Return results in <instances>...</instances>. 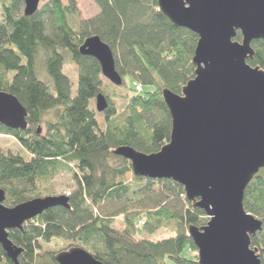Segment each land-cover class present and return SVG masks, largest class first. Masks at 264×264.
<instances>
[{
	"label": "trees",
	"instance_id": "obj_1",
	"mask_svg": "<svg viewBox=\"0 0 264 264\" xmlns=\"http://www.w3.org/2000/svg\"><path fill=\"white\" fill-rule=\"evenodd\" d=\"M95 2L100 13L77 26L73 0L68 5L63 0H48L31 16L24 14L23 0H0V90L15 95L28 111L25 130L0 125V134L14 136L23 147V153L0 147L5 205L51 195L52 181L61 173L75 181L69 208H50L26 222L23 229L10 230L12 240L24 248L20 263L59 264L60 252L82 247L104 264H199L189 226L204 225L206 213L181 197L184 188L177 182L136 175L137 181H146L144 185L127 181L126 174L133 172L131 163L114 153L120 146L154 153L169 141L172 119L163 90L180 94L195 77L192 60L198 35L174 24L159 10L158 0ZM93 35L111 47L123 85L130 75L143 87L138 91L135 83L136 95L126 98L128 108L121 116L113 98L123 97L102 92L105 80L113 83L102 74L96 58L80 53L85 39ZM241 39L239 32L235 40ZM252 45L255 54L248 63L264 67V40ZM64 52L79 68L74 97L63 71ZM40 60L47 82L38 75ZM145 86L153 90L146 91ZM99 93L109 102L99 112L105 117L103 122L90 106ZM49 112L54 119L46 120ZM43 123L46 135L36 127ZM156 185L164 193L157 194V199ZM245 207L263 220V229L252 238V248L264 253V169L247 187ZM120 217L126 224L124 230L117 227ZM142 219L145 223L140 225ZM161 222L176 223L175 235L161 240L137 238L143 227L152 233ZM55 238L69 243L58 252L45 249L43 243ZM0 264H14L1 244Z\"/></svg>",
	"mask_w": 264,
	"mask_h": 264
},
{
	"label": "water",
	"instance_id": "obj_2",
	"mask_svg": "<svg viewBox=\"0 0 264 264\" xmlns=\"http://www.w3.org/2000/svg\"><path fill=\"white\" fill-rule=\"evenodd\" d=\"M23 1L24 14L31 16L42 0ZM158 3L174 24L198 35L192 60L195 77L180 94L163 90L172 130L158 152L120 146L114 153L130 161L136 176L179 183L193 205L206 213V224L189 226L199 264H262L257 249H252V238L263 229V220L246 210L245 193L264 169V67L248 63L255 54L252 42L264 40V0ZM239 32L242 39L235 40ZM79 50L96 58L114 85H123L114 53L99 35L86 38ZM108 107V99L99 93L97 111ZM27 116L15 95L0 90V125L25 130ZM6 198L0 188V244L14 264H21L24 248L12 240L10 230L23 229L50 208H69L70 197H35L15 206L5 205ZM57 261L104 264L82 247L60 252Z\"/></svg>",
	"mask_w": 264,
	"mask_h": 264
},
{
	"label": "rangeland",
	"instance_id": "obj_3",
	"mask_svg": "<svg viewBox=\"0 0 264 264\" xmlns=\"http://www.w3.org/2000/svg\"><path fill=\"white\" fill-rule=\"evenodd\" d=\"M48 0H42L40 3V7L44 6L45 3ZM66 5L71 3V0H63ZM74 6L76 7L75 11V24L79 26V22L84 21L86 19L93 18L97 16L100 13V8L95 2V0H73ZM1 11H2V4L0 3V18H1ZM64 55L66 57V63L64 65L63 71L64 73L69 77L71 85H72V96L74 97L77 93V86H78V75H79V68L78 66L72 61V57L68 52H64ZM38 75L39 78L44 80L45 82L49 81V77L47 75V72L45 71L43 67L42 60L39 61L38 65ZM136 79L130 75L125 76V85L118 87L113 84H111L108 81H104V84L102 85V92L104 94H107V96H113L117 95L120 97V95L123 97L121 99L113 98V102L115 103V107L118 113V116H121L125 110L128 108L129 101L126 100V98H131L135 94V83ZM146 91L153 90L151 86H145ZM90 106L93 108H96V101H91ZM97 117L102 122L104 121V116L101 115L99 112L97 114ZM46 120H52L54 119L53 112H49L45 116ZM37 129H42V134H47V125L46 123L41 124V126H36ZM99 128H102V125L100 124ZM0 147L6 151V152H13V153H23V147L20 145L19 141L11 135L6 134H0ZM127 181L139 185H144V181H137L135 179V174L133 172H128L126 174ZM55 188L51 195H69L72 190L75 188V181L72 179L71 175L66 173L59 174L56 179L52 181ZM156 191L155 199L159 198L158 195H163L160 186L156 185L154 187ZM44 197V196H43ZM137 212V211H136ZM133 211L132 213H136ZM145 217V216H144ZM145 222V219H142ZM207 217V221H208ZM206 221V223H207ZM154 221H152L153 223ZM205 223V224H206ZM142 225V224H141ZM117 227L121 230H124L126 228V224L123 217L118 218L117 220ZM175 228L176 223H173V225H169L165 222H161L160 227H158L154 232H150L149 230H145L144 227L142 228V233L138 235L137 238H146L150 240H161L163 238H170L175 235ZM68 241L55 238L52 241L48 243H43L45 249L53 250V251H61L63 248H66L68 245ZM74 248V247H73ZM254 249V248H252ZM257 254L260 256V253L257 252ZM261 258V256H260ZM264 258V257H263ZM262 264H264V260H262ZM172 264V263H170Z\"/></svg>",
	"mask_w": 264,
	"mask_h": 264
},
{
	"label": "built area",
	"instance_id": "obj_4",
	"mask_svg": "<svg viewBox=\"0 0 264 264\" xmlns=\"http://www.w3.org/2000/svg\"><path fill=\"white\" fill-rule=\"evenodd\" d=\"M136 89H137L138 91H142V85H140V84L136 85ZM181 197L186 198V197H185V193H182V194H181ZM141 224H144V222H141Z\"/></svg>",
	"mask_w": 264,
	"mask_h": 264
},
{
	"label": "flooded vegetation",
	"instance_id": "obj_5",
	"mask_svg": "<svg viewBox=\"0 0 264 264\" xmlns=\"http://www.w3.org/2000/svg\"><path fill=\"white\" fill-rule=\"evenodd\" d=\"M84 42H85V41H84ZM98 62H99V61H98ZM100 66H101V65H100ZM101 72H102V69H101ZM41 215H42V214H41ZM32 220H33V219H32ZM258 252L260 253L261 259L264 260V258H263V257H264V253H262V252H260V251H258Z\"/></svg>",
	"mask_w": 264,
	"mask_h": 264
},
{
	"label": "clouds",
	"instance_id": "obj_6",
	"mask_svg": "<svg viewBox=\"0 0 264 264\" xmlns=\"http://www.w3.org/2000/svg\"><path fill=\"white\" fill-rule=\"evenodd\" d=\"M141 85V84H140ZM142 90H143V87H142Z\"/></svg>",
	"mask_w": 264,
	"mask_h": 264
}]
</instances>
